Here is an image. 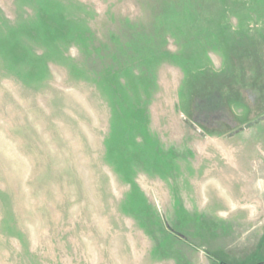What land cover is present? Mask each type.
Wrapping results in <instances>:
<instances>
[{
    "label": "rangeland",
    "instance_id": "rangeland-1",
    "mask_svg": "<svg viewBox=\"0 0 264 264\" xmlns=\"http://www.w3.org/2000/svg\"><path fill=\"white\" fill-rule=\"evenodd\" d=\"M0 264H264V0H0Z\"/></svg>",
    "mask_w": 264,
    "mask_h": 264
}]
</instances>
